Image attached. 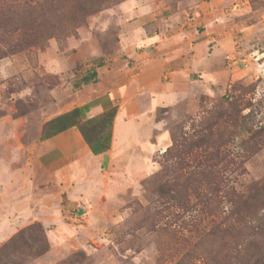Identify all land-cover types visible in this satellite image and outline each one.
I'll return each instance as SVG.
<instances>
[{
  "label": "rangeland",
  "instance_id": "374dc122",
  "mask_svg": "<svg viewBox=\"0 0 264 264\" xmlns=\"http://www.w3.org/2000/svg\"><path fill=\"white\" fill-rule=\"evenodd\" d=\"M241 1L250 29L226 41L220 38L238 19L234 0L215 14L207 13L210 0H0V171L2 160L12 172L19 168L23 146L63 92H75L92 72L96 83L101 67L126 64L119 37L127 11L162 16L161 36L176 41L219 22L204 55L192 41L188 47L203 60L212 54L213 76L200 73L188 97L156 111L168 146L171 135L175 142L168 155L154 154L155 171L99 214L66 217L59 241L37 221L13 229L0 237V264H203L219 248L211 226L228 211L230 188L264 181V0ZM201 170L216 191L196 182L185 190L187 177Z\"/></svg>",
  "mask_w": 264,
  "mask_h": 264
},
{
  "label": "crops",
  "instance_id": "0c3cea01",
  "mask_svg": "<svg viewBox=\"0 0 264 264\" xmlns=\"http://www.w3.org/2000/svg\"><path fill=\"white\" fill-rule=\"evenodd\" d=\"M223 1L210 0L207 13L215 14ZM234 1V7L240 3L235 12L238 19L228 27L221 25L226 27V36L220 40L229 41L233 31H239L241 39L243 31L250 29L242 20L248 13L245 3ZM155 16L142 14L138 8L127 11L119 37L126 64L101 67L96 70V83L86 82L84 76L75 92H63L52 104L50 117L37 123L36 136L23 146L22 157L16 159H21L19 168L12 172L9 162L1 161L0 237L37 221L47 228L49 237L59 241L68 229L66 217L84 220L99 214L104 206L116 204L119 194L135 188L155 171L157 163L152 157L170 142L164 120L156 118V111L173 106L176 96L188 97L193 79L200 78V73L213 76L212 54L203 60L200 53L191 54L189 49L197 47L204 55L205 45L219 37L215 33L219 22L212 18L202 26L206 29L200 36L190 34L180 41L173 36L164 38L160 34L162 16ZM82 105L88 106L86 117L117 107L108 150L94 155L76 127L40 139L45 121Z\"/></svg>",
  "mask_w": 264,
  "mask_h": 264
},
{
  "label": "trees",
  "instance_id": "16d2710c",
  "mask_svg": "<svg viewBox=\"0 0 264 264\" xmlns=\"http://www.w3.org/2000/svg\"><path fill=\"white\" fill-rule=\"evenodd\" d=\"M91 77H95V72L84 80L90 82ZM116 109L117 107L113 106L99 115L86 117L87 105L73 107L45 121L41 127L40 139H47L70 127H76L94 155L103 153L110 146ZM171 141L172 144L161 154H169L175 142L172 135ZM178 165L179 163L166 173L173 176L179 170ZM159 174L163 176L162 173ZM210 176L211 173H205L203 170L195 172L187 177L185 190L188 187L192 191L196 190V182L198 189L207 187L210 191H216L209 183V180L213 179ZM159 186L163 187L161 184ZM184 192L181 194L184 195ZM229 196L231 199L228 211L211 226V233L217 235L219 248L213 254L202 256L200 259L203 264H264V181L247 190L231 187ZM198 263L201 264V260Z\"/></svg>",
  "mask_w": 264,
  "mask_h": 264
}]
</instances>
